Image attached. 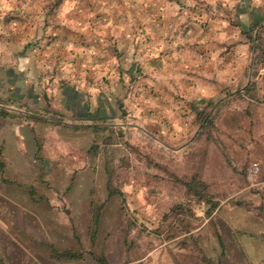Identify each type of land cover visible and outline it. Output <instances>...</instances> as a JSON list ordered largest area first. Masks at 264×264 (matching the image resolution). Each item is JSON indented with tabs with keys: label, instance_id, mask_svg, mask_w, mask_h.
I'll return each mask as SVG.
<instances>
[{
	"label": "rangeland",
	"instance_id": "rangeland-1",
	"mask_svg": "<svg viewBox=\"0 0 264 264\" xmlns=\"http://www.w3.org/2000/svg\"><path fill=\"white\" fill-rule=\"evenodd\" d=\"M5 1L46 14L56 13L63 2ZM202 3L194 6L205 9ZM253 3L247 6L256 9L245 15L243 8L226 13L232 30L245 39L240 43L245 59L232 57L229 69H214L212 89L193 98L185 91L182 98L172 95L177 103L171 105L159 95L148 102L131 97L130 105L107 97L102 106L98 101L89 106L83 120L99 129L49 124L51 131L74 135L59 137L58 130L38 148L70 168L52 169V185L41 176L40 193L85 195L89 207L87 218L77 217L79 225L70 219L71 234H57L60 240L100 257L102 264H264V10ZM239 13L244 18H237ZM75 111L85 114L83 107ZM204 113L211 122L201 127ZM63 173L66 185L59 183ZM73 178L80 183L72 185ZM22 188L31 192L28 185ZM56 204L68 209L67 202Z\"/></svg>",
	"mask_w": 264,
	"mask_h": 264
},
{
	"label": "crops",
	"instance_id": "crops-1",
	"mask_svg": "<svg viewBox=\"0 0 264 264\" xmlns=\"http://www.w3.org/2000/svg\"><path fill=\"white\" fill-rule=\"evenodd\" d=\"M102 1L63 0L56 13L46 14L0 0V264H102L57 236H70V219L87 218L89 207L85 195L40 193L41 176L52 185V169L70 166L54 156L48 160L38 145L58 130L71 139L73 127L95 124L83 121L87 108L96 101L102 106L107 97L130 105L135 96L148 102L159 95L171 105L177 103L172 95L182 98L185 91L193 98L212 89L216 71L229 69L232 57L245 59V39L226 13L252 11L251 2L264 10V0ZM200 2L205 9L194 6ZM71 96L79 97L76 103ZM55 111L61 116L47 115ZM53 122L70 130L51 131ZM59 175L66 185L68 174Z\"/></svg>",
	"mask_w": 264,
	"mask_h": 264
},
{
	"label": "trees",
	"instance_id": "trees-1",
	"mask_svg": "<svg viewBox=\"0 0 264 264\" xmlns=\"http://www.w3.org/2000/svg\"><path fill=\"white\" fill-rule=\"evenodd\" d=\"M254 27H256V26H254ZM256 37H257V35H256V33L254 32V34L252 35V40H254L255 41V39H256ZM211 116L209 115V113H204L203 114V116H202V120H201V127H203V126H207L208 124H210V122H211ZM86 126H92V128H94V129H99V128H101V127H99V126H97V125H86ZM73 128H77V127H73ZM72 128V129H73ZM82 128V127H81ZM91 223L93 224V226H95L96 225V223H97V217H93L92 218V220H91Z\"/></svg>",
	"mask_w": 264,
	"mask_h": 264
},
{
	"label": "built area",
	"instance_id": "built-area-1",
	"mask_svg": "<svg viewBox=\"0 0 264 264\" xmlns=\"http://www.w3.org/2000/svg\"><path fill=\"white\" fill-rule=\"evenodd\" d=\"M251 168H254L255 169L256 168V165L255 164L251 165Z\"/></svg>",
	"mask_w": 264,
	"mask_h": 264
}]
</instances>
